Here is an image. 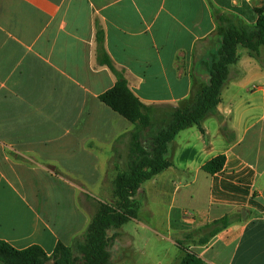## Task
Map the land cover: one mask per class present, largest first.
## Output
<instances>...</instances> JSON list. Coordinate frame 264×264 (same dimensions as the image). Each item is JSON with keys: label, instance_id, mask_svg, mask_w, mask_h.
<instances>
[{"label": "crops", "instance_id": "0c3cea01", "mask_svg": "<svg viewBox=\"0 0 264 264\" xmlns=\"http://www.w3.org/2000/svg\"><path fill=\"white\" fill-rule=\"evenodd\" d=\"M257 9L264 0H0V239L50 254L81 237L99 201H113L133 125L98 98L115 82L96 61L98 29L160 122L208 83L203 62L221 42L219 16L249 27ZM240 47L216 115L178 131L170 165L135 195L139 207L163 202L167 231L178 235L234 215L206 243L187 246L200 264H264V64ZM217 155L222 168L202 170ZM119 228L111 264L128 261ZM179 248L168 264H179Z\"/></svg>", "mask_w": 264, "mask_h": 264}, {"label": "trees", "instance_id": "16d2710c", "mask_svg": "<svg viewBox=\"0 0 264 264\" xmlns=\"http://www.w3.org/2000/svg\"><path fill=\"white\" fill-rule=\"evenodd\" d=\"M223 24L221 42L216 53L204 61L209 80L185 107H171L169 113L160 122H154L151 105L144 104L128 87L122 70L119 69L104 48L103 31L95 34V57L98 65L107 67L115 78L111 88L99 95V100L123 116L132 125L128 164L125 170L118 172L112 180L113 201L98 205L79 239L73 246L58 242L49 254L56 256V264H111L110 246L115 238L108 235L111 229H117L130 219L137 217L139 201L135 195L141 184L166 169L170 163L165 158L168 144L178 131L202 119L216 115V106L221 90L227 80L230 65L239 58L238 47L245 48L249 56L259 58L260 48L264 47V10L257 9V19L253 26H244L227 16L220 15ZM153 126L156 128L152 130ZM147 136L145 137V133ZM224 156L217 155L202 165L209 174L219 171ZM234 215L221 218L194 227L184 233L191 244H204L212 236L226 228ZM185 254L179 264H200V258L184 246ZM49 255L39 245L33 244L17 249L0 239V264H42Z\"/></svg>", "mask_w": 264, "mask_h": 264}, {"label": "rangeland", "instance_id": "374dc122", "mask_svg": "<svg viewBox=\"0 0 264 264\" xmlns=\"http://www.w3.org/2000/svg\"><path fill=\"white\" fill-rule=\"evenodd\" d=\"M240 49H245L241 48ZM260 48V57L257 61L264 64V53ZM156 127L153 126L152 130ZM120 171H116L117 174ZM115 174V175H116ZM141 223L147 227L142 226ZM117 229L108 231L114 239L111 246L114 245L118 233ZM119 242L129 244L128 261L125 264H168L172 255L180 254L184 246H189L190 240L185 239L184 235L173 234L167 231L165 221V205L163 202H150L147 206L139 207L137 217L132 218L119 228ZM175 242L177 245H175ZM72 244L71 246H73ZM51 254V253H50ZM49 255V254H48ZM59 253L56 256H50L42 264H56L59 261Z\"/></svg>", "mask_w": 264, "mask_h": 264}]
</instances>
